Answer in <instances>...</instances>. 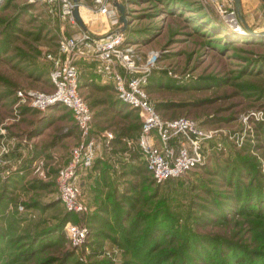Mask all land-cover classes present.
Segmentation results:
<instances>
[{
	"label": "rangeland",
	"instance_id": "374dc122",
	"mask_svg": "<svg viewBox=\"0 0 264 264\" xmlns=\"http://www.w3.org/2000/svg\"><path fill=\"white\" fill-rule=\"evenodd\" d=\"M119 1L122 44L150 60L148 99L210 134L202 160L155 182L133 149L138 112L79 63L91 160L79 150L71 180L85 210L65 211L56 179L79 133L67 109L32 96L51 93L45 55L79 29L41 0H0V264H264V0H239L238 13L228 0ZM78 4L91 36L112 30L91 0ZM197 237L217 244L203 259L187 249Z\"/></svg>",
	"mask_w": 264,
	"mask_h": 264
},
{
	"label": "built area",
	"instance_id": "2783aa9c",
	"mask_svg": "<svg viewBox=\"0 0 264 264\" xmlns=\"http://www.w3.org/2000/svg\"><path fill=\"white\" fill-rule=\"evenodd\" d=\"M50 12L71 28H78L71 17L72 0H41ZM232 2V0H228ZM95 12L108 16L112 29L117 25V14L109 0H91ZM80 5L78 4V10ZM102 37L88 36L81 30L70 36H61L56 42V53L46 54L50 65L48 80L52 87L49 94H34L32 104L44 110L59 104L70 112L80 142L74 152L72 164L63 168L56 179L58 197L64 210L82 213L85 208L77 200L78 191L71 182L74 166L78 163L79 150L84 151L82 165L90 164V152L83 148L92 114L86 102L79 96L78 64H90L92 73L101 83L109 84L119 102L138 112L139 126L134 143L146 172L155 182L175 179L186 173L202 160L201 144L210 134L202 132L196 123L184 117L162 119L147 97L145 86L149 72V58L133 54L122 44L121 33ZM107 138L110 136L107 135ZM76 234V228H69Z\"/></svg>",
	"mask_w": 264,
	"mask_h": 264
},
{
	"label": "water",
	"instance_id": "95a60500",
	"mask_svg": "<svg viewBox=\"0 0 264 264\" xmlns=\"http://www.w3.org/2000/svg\"><path fill=\"white\" fill-rule=\"evenodd\" d=\"M73 2V9L71 12V17L73 19V21L77 24L79 30H81L83 33H85L88 36H91L83 27L82 21L79 17L78 14V2L79 0H72ZM112 8L114 9V11L117 14V25L110 31V36L117 34V33H121L124 29V26L126 25V20H125V14H124V9H123V5L120 3L119 0H109ZM232 3L234 5L235 11L236 13L239 12V0H232Z\"/></svg>",
	"mask_w": 264,
	"mask_h": 264
},
{
	"label": "trees",
	"instance_id": "16d2710c",
	"mask_svg": "<svg viewBox=\"0 0 264 264\" xmlns=\"http://www.w3.org/2000/svg\"><path fill=\"white\" fill-rule=\"evenodd\" d=\"M138 128V127H137ZM138 129L134 130L137 131ZM143 164V163H142ZM144 167V165H143ZM145 170V168H144ZM146 171V170H145ZM258 199V198H257ZM250 201V203L247 204L248 207H250V204H251V196L249 197V200L248 202ZM257 202H253L252 204L253 205H256ZM152 223L155 224V222L152 220ZM151 223V224H152ZM152 231L149 230V234H152L151 233ZM191 238V237H190ZM204 238V237H203ZM146 240L149 239L148 237L145 238ZM145 240V241H146ZM200 240V241H199ZM148 241V240H147ZM213 245H215V248L217 247V244H214V243H211V242H203L201 241V239H199V237L197 238H193L191 239V241L187 242V249H189V251L193 254H197L199 255L202 259L204 258L203 255H208V253L210 252L211 253V250H210V247H212ZM213 248V247H212ZM229 249H232V248H229ZM135 255H139L140 254V251H138L137 247L135 248V251H133ZM203 255H201L202 253ZM187 260V259H186ZM235 260V259H234ZM237 262L238 261H242L240 259L236 260ZM182 264H188V261H183Z\"/></svg>",
	"mask_w": 264,
	"mask_h": 264
},
{
	"label": "crops",
	"instance_id": "0c3cea01",
	"mask_svg": "<svg viewBox=\"0 0 264 264\" xmlns=\"http://www.w3.org/2000/svg\"><path fill=\"white\" fill-rule=\"evenodd\" d=\"M91 4H92V2H91ZM84 27V26H83ZM105 27H106V25H105ZM86 30V29H85ZM104 36V35H103ZM96 78V77H95ZM97 86H99L98 84H96ZM134 133V132H133ZM126 153V155H128V153H129V151H126L125 152ZM100 154V152L97 154V157L98 158H100V157H102L103 155H99ZM103 160V159H102ZM103 163H104V160H103ZM107 170H110V167L109 166H107ZM110 173H111V170L109 171Z\"/></svg>",
	"mask_w": 264,
	"mask_h": 264
},
{
	"label": "bare ground",
	"instance_id": "6f19581e",
	"mask_svg": "<svg viewBox=\"0 0 264 264\" xmlns=\"http://www.w3.org/2000/svg\"><path fill=\"white\" fill-rule=\"evenodd\" d=\"M78 14H79V11H78ZM79 17H80V19H81V21H82V18H81V15L79 14Z\"/></svg>",
	"mask_w": 264,
	"mask_h": 264
}]
</instances>
